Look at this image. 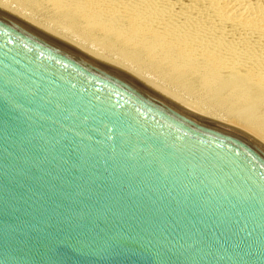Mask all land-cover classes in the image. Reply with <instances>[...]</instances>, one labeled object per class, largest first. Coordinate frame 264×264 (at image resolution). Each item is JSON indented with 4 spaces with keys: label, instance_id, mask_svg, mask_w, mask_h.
<instances>
[{
    "label": "water",
    "instance_id": "95a60500",
    "mask_svg": "<svg viewBox=\"0 0 264 264\" xmlns=\"http://www.w3.org/2000/svg\"><path fill=\"white\" fill-rule=\"evenodd\" d=\"M0 264H264V145L0 5Z\"/></svg>",
    "mask_w": 264,
    "mask_h": 264
},
{
    "label": "bare ground",
    "instance_id": "6f19581e",
    "mask_svg": "<svg viewBox=\"0 0 264 264\" xmlns=\"http://www.w3.org/2000/svg\"><path fill=\"white\" fill-rule=\"evenodd\" d=\"M51 1L65 9L69 15L76 17L81 23L96 27L105 35H111L121 45L124 44L128 51L140 55L142 53L143 57L156 61L161 65V68L163 66L173 72H179L183 79L187 78L200 84L204 90L205 88L222 90L226 95L248 104L246 109L251 112L264 113V0ZM4 2L0 0V5L42 28L64 37L61 35L62 33L59 34L51 30L50 27L34 21L30 18L32 15L28 17L27 14H22L20 9V12L18 9L15 10L16 8L12 4L9 8L6 5L8 1L5 2L6 4ZM84 48L115 61L183 97L179 94L181 89L178 88L175 91L174 88H171L174 85L167 87L169 83L165 86V83L163 85L162 82L149 78L151 76H145L146 74L144 75L141 70L137 71L138 67L134 69L128 66L129 64L125 63L126 59H124L127 53H123L125 57L122 55L123 62L119 60L122 59L121 55L117 54L119 59L115 55L116 60L100 53V50L89 49V46ZM134 55L136 54L130 55V57L133 58ZM144 69L147 68L144 67ZM175 86L177 88V85ZM182 90L188 92L186 89ZM197 94L195 97L198 96ZM202 95L207 94L202 93ZM204 97L207 98V96ZM200 98L198 99L200 100ZM186 100L212 118L230 125L264 145V125H257L248 120L239 121L236 114V118L234 116L229 118L224 110L225 113H223L227 114L225 117V115L222 116V112H220L222 115H219L213 113L212 109V111L205 109L206 106L202 108L195 101ZM191 100L193 99L191 98ZM206 102L203 103L206 104ZM253 117L249 118L253 119ZM259 121L264 123V120Z\"/></svg>",
    "mask_w": 264,
    "mask_h": 264
},
{
    "label": "rangeland",
    "instance_id": "374dc122",
    "mask_svg": "<svg viewBox=\"0 0 264 264\" xmlns=\"http://www.w3.org/2000/svg\"><path fill=\"white\" fill-rule=\"evenodd\" d=\"M1 1L4 2L5 0H1ZM6 1H8L7 4L5 3ZM6 1L4 3L6 5H8V7L11 6V4H12V6L13 7L15 6V8H16L15 10L18 9V11H19V9H20L23 12V13L21 12L22 14H27L28 17H30L32 15L30 18H32L34 21H36L38 23H42V25L44 24L46 27H50L51 30H53L59 34L62 33L61 35L64 36L63 38L67 37L66 39L73 42V43L76 42L79 45H81L83 47H87V48L89 46V49H93V50H97V51L100 50V53H103L107 56H111L113 59L115 58L116 60H117V58L119 59L118 55H121V57H122L123 53L124 54L127 53V56L124 59H126L125 63L129 64L128 66L133 67L134 69L136 67H138L139 70L137 69V71L141 70L144 75L146 74L145 76H147V75H148V77L151 76L149 78H152L155 81L157 80L160 83L162 82L161 84H163V85L165 83V86L167 85V83H169L170 86L168 85L167 87H171L172 85H174V87L172 86L171 88H174L175 91H177L178 88H179V90L181 89L180 92L178 91L179 94H181L183 97H185L186 99H188L192 102L195 101V103L200 105L202 108H205L204 106H206L205 109L210 110V111L213 110L212 111L213 113H217L219 115H222V113L225 110V112L228 114L227 117H229V118L233 117V116H234V118H236L238 116L239 121L240 120H243V121L248 120V121L255 123L257 125H264L263 122L259 121V120H264V113L251 112V110L246 109V107L249 105L248 104L246 105L244 101L236 100V99L232 98L231 96L226 95L224 93V91H222V90H210L209 88L208 89L205 88V90H204V88H202L200 84L195 83L194 81L187 79V78L183 79L182 75L179 72H173L169 68L163 67V66L161 68V65L156 63V61L154 62V60H150L149 58H147L145 56L143 57L142 53L140 55L136 52L132 53L131 51H128L127 48L122 43V41H120V42L123 45H121L118 41L114 40L111 35L103 34L101 32V30H99L98 28L90 27L89 25H86L85 23L83 24V22L81 23L76 17L69 15L65 9L58 6L56 3H54L51 0H49V1H46V0H6ZM27 11H28V13H27ZM91 44H92V46H91ZM120 52H121V54H120ZM133 54H136V55H134L135 58L133 57L136 60H134L133 58L130 57V55L133 56ZM115 55H117V58ZM123 57H125V55H123ZM123 57H122V59H119V60L124 62ZM129 57H130V59H129ZM137 58H139V59H137ZM131 59L133 62L131 61ZM150 61H152V62H150ZM128 62H130V63H128ZM139 64H140V67H139ZM144 67L147 69H144ZM149 72H150V74H149ZM159 72H161V73H159ZM157 75H159V76H157ZM155 76H156V78H155ZM161 77H162V79H161ZM165 80H166V82H165ZM175 85H177V88ZM182 89H186V91H188V92L190 91L189 92L190 94L188 92H184L185 90L183 91ZM199 90H202V91L204 90V91L200 92ZM191 92H192V95H191ZM197 92H198V94H197ZM195 93L198 95V96H196L197 99L195 97V95H196ZM202 93L203 94L205 93L207 95H202ZM185 94H187V95L189 94V95L186 96ZM200 96H201V98H200ZM204 96H207V98ZM191 98L193 100H191ZM198 98H200V100H202V101H200ZM202 98L203 99L205 98V100L203 101ZM209 100H211V101H209ZM203 102H206V104L208 103V105L204 104ZM201 103H203L204 105ZM209 103H211V104H209ZM209 105L211 107L212 106H214V107L211 108ZM218 111H219V113H218ZM220 112H222V113H220ZM246 112H248L249 114ZM224 113L222 116L225 115V117H226L227 114H224ZM232 114H234V115H232ZM246 114H248V115H246ZM253 115H254V117H253ZM249 117H253V119L249 118Z\"/></svg>",
    "mask_w": 264,
    "mask_h": 264
}]
</instances>
